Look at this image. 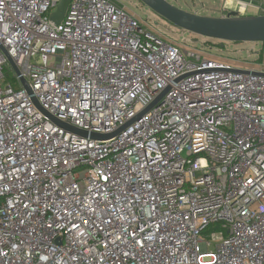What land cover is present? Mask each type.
<instances>
[{"label":"built area","instance_id":"2783aa9c","mask_svg":"<svg viewBox=\"0 0 264 264\" xmlns=\"http://www.w3.org/2000/svg\"><path fill=\"white\" fill-rule=\"evenodd\" d=\"M59 1L0 0V264H264V61Z\"/></svg>","mask_w":264,"mask_h":264},{"label":"rangeland","instance_id":"374dc122","mask_svg":"<svg viewBox=\"0 0 264 264\" xmlns=\"http://www.w3.org/2000/svg\"><path fill=\"white\" fill-rule=\"evenodd\" d=\"M167 1L186 11L206 16H225L231 11L237 12L240 16L264 14V0H230V3L225 0ZM240 2L248 4L246 9L241 8ZM117 3L134 13L140 19L144 29L165 40L172 41L180 50L202 49L206 52L202 54V57L227 62L234 67L246 68L264 61V44L261 42H221L174 26L139 0H117ZM41 62V59L37 58L36 63L41 64ZM3 72L6 75L1 80L2 86L10 82L13 75V71L8 66L4 67Z\"/></svg>","mask_w":264,"mask_h":264},{"label":"water","instance_id":"95a60500","mask_svg":"<svg viewBox=\"0 0 264 264\" xmlns=\"http://www.w3.org/2000/svg\"><path fill=\"white\" fill-rule=\"evenodd\" d=\"M157 15L166 19L174 26L201 35L207 38L233 42H261L264 44V14L253 16H240L237 12H228L225 16H206L186 11L177 7L167 0H139ZM70 0H60L50 18L55 23L61 22ZM24 85L25 81L23 80ZM161 95L146 109L158 104L162 100ZM56 122L64 126L79 137H86L88 133L84 130L69 126L61 121ZM94 138H105L110 135L90 133Z\"/></svg>","mask_w":264,"mask_h":264}]
</instances>
